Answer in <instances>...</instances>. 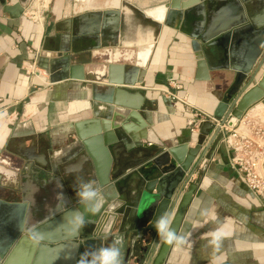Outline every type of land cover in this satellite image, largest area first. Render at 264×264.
<instances>
[{"label":"crops","instance_id":"0c3cea01","mask_svg":"<svg viewBox=\"0 0 264 264\" xmlns=\"http://www.w3.org/2000/svg\"><path fill=\"white\" fill-rule=\"evenodd\" d=\"M35 1L1 2L2 7L19 3L24 9L18 18L3 12L0 7V169L12 175H8V181H1L8 186L13 180L17 188V193L13 194L9 189H0V253H3L0 264H4L13 252L17 216L24 217L30 210L33 218L49 217L51 220L59 217L52 213L59 203L58 194L67 193L66 181L83 179V168L77 167L72 158L77 152L76 145H79L75 128L83 137L89 138L93 128L106 122L113 135L119 133L126 138L134 135L140 138L145 133L155 142L175 149L184 148L183 155H186L196 145L203 123L186 105L213 116L235 78L233 70H198L188 37V34L198 32V20L192 15L184 22L181 14L174 13L169 24L162 27L153 47L143 76L144 85H114L111 88L126 95L130 101L136 96L133 101L140 100L141 111L131 112L105 104L108 89L105 80L93 83L68 79L50 83L48 76L39 69L37 57L55 49L59 38L69 31L67 21L76 17L74 0L50 1V8L43 7L36 18L28 17ZM124 1L140 9L169 2ZM249 2L245 16L259 18L264 12V0ZM213 5L208 14L211 21L230 24L237 21L234 6L227 1L216 0ZM255 33L258 32L249 29L236 41L233 66L242 63L248 48L258 38ZM106 49L110 48L101 51ZM81 60L86 62L88 57L83 55ZM92 66L85 67L90 69ZM256 66L258 71L251 85H256L264 73V53ZM121 67L124 70L120 80L128 68L125 64ZM120 90L129 92V95ZM170 94L183 99L185 105L172 100ZM228 106L220 112L223 116L227 114ZM109 109L113 112L108 113ZM116 109L124 113L114 118ZM130 113L136 116L130 117ZM90 123H97V126ZM233 130L241 135L246 133L245 138L241 136V142L247 138L252 153L264 148V100L250 107L231 126L225 125L222 132L227 137ZM205 145L206 142L202 145L203 157L197 158V168L188 182L196 183L197 188L179 228L187 234L186 243L179 248L172 247L166 263L264 264V198L239 181L232 168L233 153L224 140L214 151L212 147L206 150ZM148 146L154 147L152 144ZM92 149L98 168L105 169L106 159L101 145L92 144ZM130 154L122 148L119 158L124 160ZM54 155H58L60 161L67 160L55 165L53 173L49 159ZM24 158L46 165L47 171L36 176L34 173L39 167L32 162L30 172H25ZM259 174L264 180V166L259 168ZM18 206L24 208L17 209ZM61 223L68 226L67 221ZM129 224L117 221L115 225L120 228L113 230V239L117 235L125 238L122 264L127 248L134 247L137 251L144 245L141 231L131 230ZM49 232L58 237L62 230ZM214 233H219L218 238ZM33 259L29 257L28 249L22 247L12 254L7 264H28L30 260L33 263Z\"/></svg>","mask_w":264,"mask_h":264},{"label":"water","instance_id":"95a60500","mask_svg":"<svg viewBox=\"0 0 264 264\" xmlns=\"http://www.w3.org/2000/svg\"><path fill=\"white\" fill-rule=\"evenodd\" d=\"M2 1L0 7L3 12L10 13L15 18L23 13L24 8L19 3L2 7ZM215 1L169 0L159 7L140 9L124 0H74L73 13L76 17L67 21L70 23L69 31L59 38L55 49L37 57L38 67L48 76L50 83L68 79L93 83L105 80L108 86L105 104L131 112L141 111L140 100L137 103L133 101L136 96L130 101L126 95L114 92L111 88L114 85H144L143 76L153 47L162 27L169 24L170 16L174 13L181 14L184 22L192 15L198 20V32L188 34L198 70H233L235 78L231 89L218 106V111L213 115L219 125L203 122L196 145L189 149L186 155H183L184 148L175 149L155 142L145 133L140 138H136V135L126 138L119 133L113 135L106 122L93 128L89 138L83 137L75 128L76 142H79V145H76L77 152L72 157L74 164L83 168L82 180L95 181L109 189L106 193L108 201L97 215L89 218L87 225L78 235H68L69 225L61 222L67 221V210L78 209L80 205L74 190L77 181L67 180V193L63 195L66 211L52 213L58 214L59 217H52L51 220L49 217L33 218V212L30 210L22 217L19 210L17 211L19 216L13 237V242L16 243L12 254L26 247L29 257L34 258L33 263L30 260L28 264H77L80 254L85 250L106 246L112 242L113 230H118L120 225L114 224L110 234L105 233L104 229L113 215L108 203L115 200L119 202V206L114 209L116 222L120 224L121 221L125 225L129 222L131 230H140L144 244L137 251L134 247L127 248L123 264H167L172 246L159 239L153 221L161 214L166 215L172 227L179 230L197 188L196 183L188 182L197 168V158L203 157L202 145L206 142V150L212 147L214 151L224 140L225 135L221 127L231 126L232 122L240 120L250 107L264 100V73L256 85H251L258 71L257 60L264 53V12L259 18L247 17L245 9L250 0H225L234 6L238 19L231 24L218 23L211 21L208 16ZM249 29L258 32L255 33L258 38L248 48L242 63L235 67L232 61L236 56L234 44ZM107 47L110 49L101 51ZM146 47H149V55L143 65L135 63L134 59H124L123 56L117 60L112 59L116 52L132 53L133 57L140 48ZM83 55L88 57L86 62L81 60ZM102 57L105 58L103 66L100 69L93 68L95 62ZM125 63L128 68L124 78L120 80V74L124 70L121 66ZM89 64H93L90 69L85 67ZM96 71H101L99 77ZM124 92L129 95V92ZM227 106L229 109L223 116L220 112ZM111 111L113 112L109 109L108 113H112ZM115 113L117 114L114 118L124 112L116 109ZM135 116V113H130V117ZM90 124L97 126V123ZM92 144L101 145L106 159L105 169L100 170L94 161ZM149 144L154 147H149ZM122 148L131 153L124 160L119 158ZM137 153L140 155L136 156ZM66 160L60 161L58 155H54L49 159L50 170L54 173L55 165ZM32 162L34 159L24 158L25 172H30ZM34 163L36 164V161ZM36 165L39 167V171L34 173L36 176L47 171L46 165ZM8 175L12 176L0 169V189H9L11 194L17 193L13 180L8 186L2 183V179H10ZM19 208L23 209L24 206H18L17 209ZM28 228L33 229L40 237L38 244L32 242ZM54 229H58V232L62 230L61 235H50L49 230ZM2 254L0 253V258ZM12 254L4 264L10 262Z\"/></svg>","mask_w":264,"mask_h":264},{"label":"clouds","instance_id":"9594fccd","mask_svg":"<svg viewBox=\"0 0 264 264\" xmlns=\"http://www.w3.org/2000/svg\"><path fill=\"white\" fill-rule=\"evenodd\" d=\"M75 196L79 202L80 208L75 210H67V223L69 225L68 235H78L87 225L90 217L97 215L104 207L108 197L109 190L102 184L95 181L78 180L75 184ZM59 203L55 206L56 211H66V205L62 193L58 194ZM119 206V202L113 200L108 203V207L113 210L110 221L105 226V233L112 230L116 223L117 217L114 209ZM153 227L157 236L163 243L179 248L186 243V233L172 227L169 217L161 214L153 221ZM31 240L34 244H38L40 237L35 234L33 229L28 228ZM218 238L219 233H214ZM125 238L117 235L112 242L106 246L97 247L82 252L77 260V264H122V249L124 247Z\"/></svg>","mask_w":264,"mask_h":264},{"label":"built area","instance_id":"2783aa9c","mask_svg":"<svg viewBox=\"0 0 264 264\" xmlns=\"http://www.w3.org/2000/svg\"><path fill=\"white\" fill-rule=\"evenodd\" d=\"M169 97L172 100L181 102L185 105V101L183 99H179L171 94ZM186 107L194 114L198 121H208L214 126L219 125V121L209 113L194 109L193 107H189L187 105ZM221 131H223V127H221ZM241 136L245 138L246 133L241 135V133L237 130L230 132L227 137L224 136V142L233 153L232 168L238 175L239 181L247 189L264 198V180L259 174V168L264 166V148L258 152L252 153L248 148L250 144L246 140L247 138L244 142H241Z\"/></svg>","mask_w":264,"mask_h":264},{"label":"bare ground","instance_id":"6f19581e","mask_svg":"<svg viewBox=\"0 0 264 264\" xmlns=\"http://www.w3.org/2000/svg\"><path fill=\"white\" fill-rule=\"evenodd\" d=\"M148 55H149V47H146V48H140L138 50V53H136V56L134 55L133 57H132V53L120 54V53L116 52L113 55L112 59L117 60L119 57L123 56L124 59H134L135 63H137L139 65H143L145 63ZM96 73H97V77H99L101 75V71H96Z\"/></svg>","mask_w":264,"mask_h":264},{"label":"rangeland","instance_id":"374dc122","mask_svg":"<svg viewBox=\"0 0 264 264\" xmlns=\"http://www.w3.org/2000/svg\"><path fill=\"white\" fill-rule=\"evenodd\" d=\"M35 1V0H34ZM50 1H53V0H36L35 2H33L32 4V9H30L28 11V17H34L36 18L38 16V12L43 8V7H48L50 8L51 5H50ZM49 2V3H48ZM105 58L102 57V58H99L96 62H95V65L93 66V68L95 69H100L102 66H103V62H104ZM126 65H128L127 63H125Z\"/></svg>","mask_w":264,"mask_h":264}]
</instances>
